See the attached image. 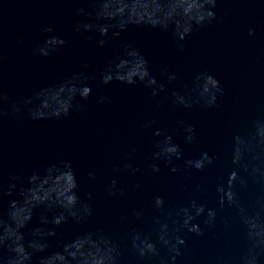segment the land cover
I'll list each match as a JSON object with an SVG mask.
<instances>
[{
	"label": "water",
	"instance_id": "95a60500",
	"mask_svg": "<svg viewBox=\"0 0 264 264\" xmlns=\"http://www.w3.org/2000/svg\"><path fill=\"white\" fill-rule=\"evenodd\" d=\"M84 7L92 12L91 0H0V88L11 99L18 100L32 91L57 80L70 78L72 74L85 72L97 78L91 82L92 97L78 101L84 104L83 112H74L63 121L32 122L28 118L17 122L10 117L0 120V182L7 187L9 174L27 176L42 170L57 159L71 161L76 171L81 200L92 193L94 216L87 225L69 222L58 228L57 237L51 238L47 255L62 250L63 244L84 231L103 230L115 239L122 237L135 227L138 231L151 234L156 196L165 199L167 206H185L191 199L207 203L209 208L218 209L216 186L219 177L227 179L230 166L225 163L231 139L247 131L250 123L264 117V64H255V58L264 51V3L260 0H218L217 16L222 22L197 32L187 38L183 51L177 48L171 31L150 27L130 26L120 39L111 38L101 47V37L96 32H75L77 23L90 22L87 16L77 15L76 10ZM45 25L54 28V33L42 31ZM257 29L255 37L248 36V26ZM48 35H56L67 44L52 58L32 55V50ZM24 40L22 47L17 40ZM123 43L138 48L151 64L154 76L166 82L160 69L168 68L179 75L182 81L190 80L196 73L207 71L218 79L225 95L219 107L212 110L173 108L171 104L157 108V101L143 85L128 86L119 82L103 85L99 73L121 51ZM90 67L85 69L84 65ZM107 95L111 104L101 105L98 99ZM7 107V106H6ZM196 128L197 141L184 142V132L177 121ZM155 120L157 127L168 129L174 142L184 152L183 160L174 165L185 169V160L198 159L200 153L208 151L218 154L221 160L204 172L189 169L172 173L171 166L160 164L161 172L150 174L152 155L156 151L154 136L156 128H145L148 121ZM131 163L141 173L133 176L126 171L114 174L115 167L123 168L125 157L131 149ZM90 168L97 170V180L88 178ZM243 175V173H241ZM117 179L126 196L110 198L106 187ZM140 185L136 189L135 185ZM197 184L208 188L206 194L195 191ZM240 199L246 205L256 199L259 189L252 186L240 189ZM0 200V213L7 210L11 199ZM144 210L143 220L133 216L134 211ZM42 210H36L29 229L37 226ZM232 220L233 227L224 232L218 223L212 232L205 230L203 237L186 235L187 249L179 264H212L217 256L226 255L229 246L232 253L243 244L235 210L227 209L220 214ZM121 217H127L122 221ZM203 217L199 222L202 223ZM155 238V237H153ZM132 259L130 252L125 253ZM35 264V261H34ZM133 264H142L133 260ZM158 264V262H157ZM264 264V262H262Z\"/></svg>",
	"mask_w": 264,
	"mask_h": 264
},
{
	"label": "clouds",
	"instance_id": "9594fccd",
	"mask_svg": "<svg viewBox=\"0 0 264 264\" xmlns=\"http://www.w3.org/2000/svg\"><path fill=\"white\" fill-rule=\"evenodd\" d=\"M92 12L84 7L76 10L77 15L87 16L90 22L77 23L75 32H96L101 39L99 45L106 46L109 39H120L122 33L130 26L150 27L162 31H171L176 46L184 50L187 38L212 26L220 18L217 16L218 0H91ZM264 3V0H260ZM44 33H54V28L45 25ZM248 36L255 37L257 29L247 28ZM17 46L22 47L24 40L18 39ZM67 44L66 40L56 35H48L32 50V55L45 59L58 54ZM255 64H264V51L258 54ZM85 69L90 65L85 64ZM166 82L153 75L151 64L145 55L130 43H123L111 62L99 73L100 83L107 86L119 82L128 86L143 85L150 91L151 98L157 101V108L171 104L173 108L186 110L200 108L212 110L219 107V100L225 95L221 83L207 71L196 73L190 80L182 81L178 74L168 68L160 69ZM96 76L78 72L70 78L57 80L51 84L32 91L29 95L13 100L0 88V120L10 117L17 122L24 118L32 122L47 120L63 121L74 112H83L84 104L78 101L92 97L91 82ZM101 105L111 104V97H99ZM7 106V107H6ZM184 132V142L194 144L197 141L196 128L186 124L183 119L177 121ZM145 128H156L154 136L159 138L155 143L156 151L152 155L150 174L161 172L160 164L171 166L172 173H181L189 169L204 172L221 160L218 154L210 155L208 151L200 153L198 159L185 160V169L174 165L175 160H183L181 146L174 142V135L168 129L157 127L155 120L148 121ZM133 147L125 157L123 168L115 167L114 174L122 170L135 176L141 173L139 167L130 162ZM230 166L227 179L219 177L216 186L218 209L209 208L207 203L191 199L185 206H167L161 196H156L152 203L155 213L151 234H145L133 227L119 239L113 238L103 230L84 231L63 244L62 250L47 255L51 238L57 237V229L74 222L87 225L94 216L92 193L87 200L78 195L79 183L71 161L57 159L42 170L33 171L25 177L23 174H9L5 188L0 182V200L5 196H18L8 202L7 210L0 213V264H133L138 260L142 264H179L185 257L187 249L186 235L203 237L205 230L212 232L218 223L223 231H230L232 220L220 214L227 209H234L238 226L243 237V244L232 253L217 256L212 264H262L264 262V117L253 120L247 131L236 134L231 139L226 156ZM243 173V175H241ZM88 178L97 180V170L90 168ZM249 189L256 186L259 193L256 199L245 204L241 201L237 186ZM139 189L140 185L134 186ZM195 191L206 194L208 188L197 184ZM110 198L126 196L124 188L117 179H112L106 187ZM42 210L38 224L29 229L36 210ZM137 220H143L144 210L134 211ZM203 217L202 223L199 222ZM122 221L127 217H121ZM155 237V238H153ZM130 252L131 258L125 255Z\"/></svg>",
	"mask_w": 264,
	"mask_h": 264
}]
</instances>
